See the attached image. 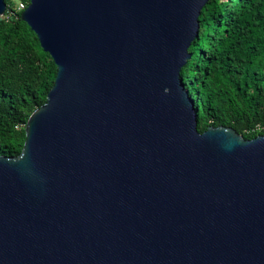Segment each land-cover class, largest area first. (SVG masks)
<instances>
[{"label": "water", "instance_id": "95a60500", "mask_svg": "<svg viewBox=\"0 0 264 264\" xmlns=\"http://www.w3.org/2000/svg\"><path fill=\"white\" fill-rule=\"evenodd\" d=\"M208 1L29 0L57 72L0 156V264H264V136L200 133L180 77Z\"/></svg>", "mask_w": 264, "mask_h": 264}, {"label": "trees", "instance_id": "16d2710c", "mask_svg": "<svg viewBox=\"0 0 264 264\" xmlns=\"http://www.w3.org/2000/svg\"><path fill=\"white\" fill-rule=\"evenodd\" d=\"M20 13L12 6L8 19L0 18V156L6 157L21 152L26 122L45 103L57 72ZM198 21L191 58L180 71L198 131L223 126L244 139L264 136V0H209Z\"/></svg>", "mask_w": 264, "mask_h": 264}, {"label": "built area", "instance_id": "2783aa9c", "mask_svg": "<svg viewBox=\"0 0 264 264\" xmlns=\"http://www.w3.org/2000/svg\"><path fill=\"white\" fill-rule=\"evenodd\" d=\"M9 1H10L9 5L6 4V11H5L4 15L2 17H0V18L8 19L9 16H7L5 14H6L7 11H9V7L14 6L17 12H22L23 10H25V8L28 5L23 0H16V2H15V0H9Z\"/></svg>", "mask_w": 264, "mask_h": 264}, {"label": "rangeland", "instance_id": "374dc122", "mask_svg": "<svg viewBox=\"0 0 264 264\" xmlns=\"http://www.w3.org/2000/svg\"><path fill=\"white\" fill-rule=\"evenodd\" d=\"M15 2H16V0H15Z\"/></svg>", "mask_w": 264, "mask_h": 264}]
</instances>
